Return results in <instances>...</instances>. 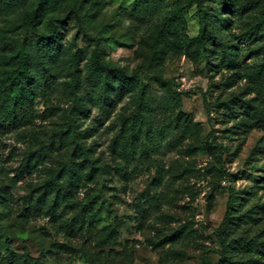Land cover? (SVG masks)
Returning <instances> with one entry per match:
<instances>
[{"label":"clouds","instance_id":"9594fccd","mask_svg":"<svg viewBox=\"0 0 264 264\" xmlns=\"http://www.w3.org/2000/svg\"><path fill=\"white\" fill-rule=\"evenodd\" d=\"M0 264H264V0H0Z\"/></svg>","mask_w":264,"mask_h":264}]
</instances>
